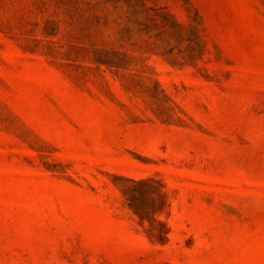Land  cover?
<instances>
[{
  "label": "rangeland",
  "instance_id": "obj_1",
  "mask_svg": "<svg viewBox=\"0 0 264 264\" xmlns=\"http://www.w3.org/2000/svg\"><path fill=\"white\" fill-rule=\"evenodd\" d=\"M0 264H264V0H0Z\"/></svg>",
  "mask_w": 264,
  "mask_h": 264
}]
</instances>
